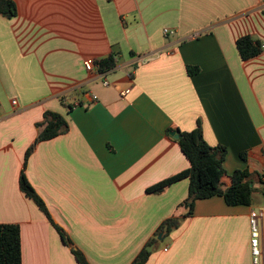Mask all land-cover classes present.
<instances>
[{
    "label": "crops",
    "instance_id": "0c3cea01",
    "mask_svg": "<svg viewBox=\"0 0 264 264\" xmlns=\"http://www.w3.org/2000/svg\"><path fill=\"white\" fill-rule=\"evenodd\" d=\"M12 1L14 15L0 12V224L20 225L22 264H80L73 249L90 264H132L171 217L179 226L158 235L146 264H253L258 177L251 205L213 196L191 215L188 178L147 189L190 167L172 132L199 121L227 149L224 187L237 169L264 179V50L243 60L236 44H264V0ZM110 55L104 74L85 68ZM137 56L149 59L129 78ZM48 110L69 130L26 160ZM23 170L71 245L21 190ZM261 248L264 264V221Z\"/></svg>",
    "mask_w": 264,
    "mask_h": 264
},
{
    "label": "trees",
    "instance_id": "16d2710c",
    "mask_svg": "<svg viewBox=\"0 0 264 264\" xmlns=\"http://www.w3.org/2000/svg\"><path fill=\"white\" fill-rule=\"evenodd\" d=\"M15 10L16 6L12 0H0V12L3 15L12 16L15 14ZM236 44L243 60L253 58L262 50V44L251 35L241 36L237 39ZM113 66V55L101 60L102 71ZM195 70L198 69H190L191 72ZM37 125L39 134L35 143L28 149L26 160L37 143L52 139L69 130V124L66 118L62 114L50 110L44 113L43 121ZM178 141L190 161V167L149 187L147 189L149 193H161L173 183L188 178L190 182L189 195L182 203L183 206L189 209L187 215L193 213L197 199L213 196H222L230 205L252 204L253 195L258 190L254 186V177H258L264 186L261 174L251 173L247 169H237L230 176V185L224 187L223 178L226 175L224 160L227 149L223 145H210L205 140L200 121L195 129L181 132ZM242 156L245 157L244 154ZM20 186L23 193L31 198L45 212L59 231L63 241L70 242L65 231L53 221L44 200L29 182L24 170L20 177ZM179 224L180 220L178 217H171L164 220L156 236L148 240L132 264H146L152 247L159 241L158 235L160 233L164 235L168 234L172 229L178 227ZM73 253L80 264H90L84 254L78 249H73ZM0 264H22L21 227L19 224H0Z\"/></svg>",
    "mask_w": 264,
    "mask_h": 264
},
{
    "label": "built area",
    "instance_id": "2783aa9c",
    "mask_svg": "<svg viewBox=\"0 0 264 264\" xmlns=\"http://www.w3.org/2000/svg\"><path fill=\"white\" fill-rule=\"evenodd\" d=\"M165 35H169L173 33V30H170L168 28H165L164 30ZM262 50H264V44L261 45ZM149 59L148 56H137L131 59V61L128 63V66L126 68V74L129 78L133 77L134 70L136 66L140 63H143ZM101 60L102 59H87L85 61V68L89 72H96L100 74H104L105 71H102L101 69ZM104 86H110L111 82L108 79H104L103 81ZM129 92V89H126L122 92V95ZM93 99H98V96L96 94L93 95ZM12 103L14 105L18 104V100L13 99ZM264 181V179H263ZM250 221V228H251V238H250V248H251V254H252V262L253 264H263V252L261 248V223L264 221V208H261L259 210H252L250 212L249 216Z\"/></svg>",
    "mask_w": 264,
    "mask_h": 264
},
{
    "label": "water",
    "instance_id": "95a60500",
    "mask_svg": "<svg viewBox=\"0 0 264 264\" xmlns=\"http://www.w3.org/2000/svg\"><path fill=\"white\" fill-rule=\"evenodd\" d=\"M172 135H173L175 138H177V139L180 138V132H179V131H173V132H172ZM161 238H162V233L159 234V239H161ZM69 244L71 245L70 242H69Z\"/></svg>",
    "mask_w": 264,
    "mask_h": 264
},
{
    "label": "rangeland",
    "instance_id": "374dc122",
    "mask_svg": "<svg viewBox=\"0 0 264 264\" xmlns=\"http://www.w3.org/2000/svg\"><path fill=\"white\" fill-rule=\"evenodd\" d=\"M254 183H255V181H254ZM255 185H257V183H255ZM255 196L261 198L262 195H261V193H259V192L257 193V191H256L255 194L253 195V200H254V197H255ZM257 207H258L257 210L261 209L260 206H257Z\"/></svg>",
    "mask_w": 264,
    "mask_h": 264
}]
</instances>
